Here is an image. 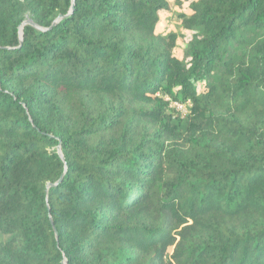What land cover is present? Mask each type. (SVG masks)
<instances>
[{"label": "trees", "instance_id": "16d2710c", "mask_svg": "<svg viewBox=\"0 0 264 264\" xmlns=\"http://www.w3.org/2000/svg\"><path fill=\"white\" fill-rule=\"evenodd\" d=\"M181 1L0 0V264H264V0Z\"/></svg>", "mask_w": 264, "mask_h": 264}, {"label": "rangeland", "instance_id": "374dc122", "mask_svg": "<svg viewBox=\"0 0 264 264\" xmlns=\"http://www.w3.org/2000/svg\"><path fill=\"white\" fill-rule=\"evenodd\" d=\"M188 4L187 0H182L180 8L173 6L171 11L161 13L160 23L158 26V31H172L180 35V38L177 41V47L174 50V55L179 59L183 56V51L186 48L187 41L191 37V33L180 28L176 15L182 11L188 12Z\"/></svg>", "mask_w": 264, "mask_h": 264}, {"label": "built area", "instance_id": "2783aa9c", "mask_svg": "<svg viewBox=\"0 0 264 264\" xmlns=\"http://www.w3.org/2000/svg\"><path fill=\"white\" fill-rule=\"evenodd\" d=\"M166 100L169 101L167 98ZM170 107L175 109L176 112H178L181 115V117L184 118L188 115L191 104L189 101H186L184 103L170 102Z\"/></svg>", "mask_w": 264, "mask_h": 264}, {"label": "water", "instance_id": "95a60500", "mask_svg": "<svg viewBox=\"0 0 264 264\" xmlns=\"http://www.w3.org/2000/svg\"><path fill=\"white\" fill-rule=\"evenodd\" d=\"M72 2H74V0H72ZM59 19H61V17H58V19L57 20H59ZM57 20H56V22H57ZM26 23H29V24H31L30 22H26ZM31 25H33V24H31ZM37 30H41V28H39V27H37V26H35V25H33ZM58 154H59V156H60V158L63 160V157L61 156V154H60V149L58 148ZM62 178V177H61ZM61 178H60V180H61ZM59 180V181H60ZM58 181V182H59ZM57 184V183H56ZM56 184H48L47 185V187H46V189L48 190L49 188H51V187H54ZM52 224V226H53V223H51Z\"/></svg>", "mask_w": 264, "mask_h": 264}]
</instances>
